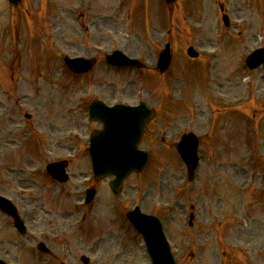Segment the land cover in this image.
Listing matches in <instances>:
<instances>
[{
  "label": "rangeland",
  "instance_id": "rangeland-1",
  "mask_svg": "<svg viewBox=\"0 0 264 264\" xmlns=\"http://www.w3.org/2000/svg\"><path fill=\"white\" fill-rule=\"evenodd\" d=\"M120 1L0 0V195L29 219L22 237L0 211V258L11 264H83L79 256L85 253L89 264H150L125 217L137 203L160 216L172 208L165 227L178 264H264V184L256 179L257 172L264 177V65L249 70L244 63L250 50L264 45V0H147L150 23L145 31L133 21L136 32L125 17L147 10L128 0V7L118 6ZM143 31L141 40L136 35ZM168 35L173 59L159 73L155 62ZM66 40L75 41L82 54L119 48L139 56L146 73L110 71L100 58L92 72L68 82V71L58 70L62 78L48 89L54 70L64 66L61 54L76 53ZM188 43L199 59L188 57ZM104 81H111L109 88ZM106 96L143 100L156 113L141 141L150 153L144 169L112 197L114 211L98 212L94 202L79 208L85 172L76 173V161L89 166L86 136L98 126L83 111L91 99ZM158 120L163 131L154 137L150 128L155 131ZM9 123L16 129L6 133ZM18 127L27 134L17 137ZM187 130L197 133L205 150L196 187L185 181L186 166L173 147ZM3 137L22 140L11 144ZM64 155L73 158L70 180L58 187L43 168ZM76 189L83 192L73 196ZM187 211L194 213L191 226L182 214ZM45 234L55 242V255L46 260L34 248Z\"/></svg>",
  "mask_w": 264,
  "mask_h": 264
},
{
  "label": "water",
  "instance_id": "water-1",
  "mask_svg": "<svg viewBox=\"0 0 264 264\" xmlns=\"http://www.w3.org/2000/svg\"><path fill=\"white\" fill-rule=\"evenodd\" d=\"M190 52H191V54H195L194 52L192 53V51H190ZM262 61H264V47L260 48V49H256V51L252 52L248 56V58H247L248 64L247 65L252 67L256 64H259ZM165 62H166V59H164L163 63H165ZM97 109H98V107L96 105H94L92 107L91 112H90V116L91 117L97 116L100 119H102V121L104 122L103 124H105V130L103 132H100L99 134H97L98 137H96V138L94 137L91 140L90 146H91V151L93 154L92 156H93L94 166H95V168H97L102 163L104 165L108 164V167H112V166H115L114 164L117 163V165H120V167L118 169H116V171H113V172H115V174H117L116 175V176H118L117 178H120L122 176V172H123V167H121V166L126 165L128 159L131 156L138 159V157H136V156H140V155H138L140 153L132 154L131 156L129 155L130 157H128V154L120 155L121 153H119V151H117L115 154L109 155L112 158V161H110L111 158H105L106 157L105 155H107L105 153H107L115 143L123 144V145L118 144L119 148H122L126 143L125 140L128 142L131 149H135V143H136V140H137V138L139 136V132H140L135 127L136 126L139 127L140 125H142V123L149 116V114L141 108L135 110L132 108H127V107L123 108L119 105H115L111 108H105V111L103 113L105 115L103 116L102 113L94 114V111ZM106 114H108L109 117H107ZM101 115H102V117H100ZM139 116H141L142 118H139ZM130 125L133 127V132L137 130V132L135 133L137 136H135V137L132 136L131 140H130V138L127 137L130 135L129 133L131 132ZM195 142H196L195 138L188 135L187 137L185 136V138H183L181 140V142L178 143V145H177L179 152H181V154H182V157L189 164V170L190 171L192 170L193 164H194L193 157H194V153H195ZM59 170H61V166L56 167V168L55 167L50 168V171L53 174L58 172ZM99 173L103 174L105 172L100 171ZM6 208H8V206H6ZM11 210L12 209H7L8 212H10ZM139 218H145V217L139 216ZM148 219H151V218H148ZM149 244H150V242H149ZM149 251L151 253L152 259L156 260L157 259V253H153L154 250L152 247L149 248ZM167 263H168V257H167V255H165L164 258L162 259L161 264H167ZM0 264H3V263L0 262Z\"/></svg>",
  "mask_w": 264,
  "mask_h": 264
}]
</instances>
